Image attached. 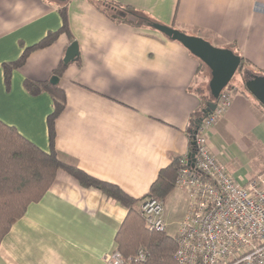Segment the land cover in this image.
I'll return each mask as SVG.
<instances>
[{"label": "crops", "instance_id": "obj_1", "mask_svg": "<svg viewBox=\"0 0 264 264\" xmlns=\"http://www.w3.org/2000/svg\"><path fill=\"white\" fill-rule=\"evenodd\" d=\"M110 1L217 48L232 46L249 76H264V0ZM59 8L56 0H0V119L46 151L53 102L47 93L31 96L24 82L50 79L71 41L62 35L33 50L13 71L9 90L3 64L59 30ZM68 13L80 60L59 80L67 95L56 120L59 157L142 198L162 169L189 153L187 130L203 103L196 90L211 94V70L153 26L117 24L88 0H70ZM239 77L225 89L229 105L207 138L226 170L245 183L264 175V109ZM127 214L60 170L44 198L29 206L2 241L0 264H108Z\"/></svg>", "mask_w": 264, "mask_h": 264}, {"label": "trees", "instance_id": "obj_2", "mask_svg": "<svg viewBox=\"0 0 264 264\" xmlns=\"http://www.w3.org/2000/svg\"><path fill=\"white\" fill-rule=\"evenodd\" d=\"M103 14L117 24H130L135 27L152 26L154 23L135 11L132 7L110 0H88ZM68 3H58L62 26L59 30L49 32L45 38L32 47L25 48L19 59L3 64L6 89L11 86L14 70L21 68L28 60L33 50L47 48L53 45L59 37L67 35L71 43L76 42L70 28ZM232 49V46H228ZM80 57L75 61L78 62ZM201 66H206L202 61ZM243 59L238 74L243 79L251 75ZM208 69V67L206 66ZM67 66L63 60L54 69L52 77L61 78ZM209 70V69H208ZM51 80L34 81L26 79L24 87L31 96L47 93L53 102V111L48 116L49 150L42 149L37 144L25 138L14 126L0 119V245L14 224L22 219L31 204L39 203L51 189L60 170L74 177L81 186L99 190L107 198L112 199L128 210L127 217L120 227L116 238V251L120 252L128 264H178L175 253L178 248L175 236L167 231L154 232L147 228L142 215V205L149 197L162 201L175 189L179 170L180 157L159 173L149 193L142 198H133L116 184L100 180L75 165L64 162L56 149V120L67 106V95L61 86L53 85ZM202 98V106L192 113L191 124L188 128L190 137V153L196 151L195 135L211 114L204 110L210 102L218 103L211 94H204L203 89H197ZM259 107L264 109L261 103ZM215 112V111H214ZM146 254L144 260L138 257L139 251Z\"/></svg>", "mask_w": 264, "mask_h": 264}, {"label": "built area", "instance_id": "obj_3", "mask_svg": "<svg viewBox=\"0 0 264 264\" xmlns=\"http://www.w3.org/2000/svg\"><path fill=\"white\" fill-rule=\"evenodd\" d=\"M230 102L225 90L215 112L195 135L194 158L180 157L175 186L188 195V209L177 229L178 264H264V175L245 183L229 173L211 151L207 133ZM147 228L167 231L165 202L149 197L142 205ZM146 254L140 250L138 257ZM108 264H128L120 252Z\"/></svg>", "mask_w": 264, "mask_h": 264}, {"label": "water", "instance_id": "obj_4", "mask_svg": "<svg viewBox=\"0 0 264 264\" xmlns=\"http://www.w3.org/2000/svg\"><path fill=\"white\" fill-rule=\"evenodd\" d=\"M58 3H67L70 0H56ZM152 26L171 40L178 41L186 47L194 56L200 59L210 70L212 79L210 81L211 94L219 99L222 92L231 83L238 72L242 58L231 49L217 48L204 38L191 36L180 30L161 24L153 23ZM80 57V46L73 42L67 48L63 59L64 65L69 66ZM246 81L248 91L264 106V76L258 75ZM53 85L59 84V78L53 77L50 81ZM217 108L215 102H210L204 110L205 114L213 113ZM195 154H192L194 158Z\"/></svg>", "mask_w": 264, "mask_h": 264}, {"label": "rangeland", "instance_id": "obj_5", "mask_svg": "<svg viewBox=\"0 0 264 264\" xmlns=\"http://www.w3.org/2000/svg\"><path fill=\"white\" fill-rule=\"evenodd\" d=\"M71 64H74L71 63ZM254 74H259L258 71H254ZM260 72V71H259ZM65 77V75H63ZM240 75L238 72L235 74V77L231 81L230 85L234 86L237 83V80ZM53 77L50 78V80ZM60 80V78H59ZM63 83V81H62ZM62 85V84H61ZM188 195L184 190L181 189H175L169 196L166 198L165 201V218L167 223V232L171 236H176L177 235V229L179 223L183 220L187 213L188 209Z\"/></svg>", "mask_w": 264, "mask_h": 264}, {"label": "flooded vegetation", "instance_id": "obj_6", "mask_svg": "<svg viewBox=\"0 0 264 264\" xmlns=\"http://www.w3.org/2000/svg\"><path fill=\"white\" fill-rule=\"evenodd\" d=\"M247 78H253V76L251 77V76L248 75Z\"/></svg>", "mask_w": 264, "mask_h": 264}]
</instances>
